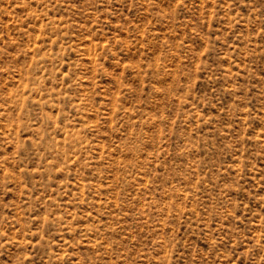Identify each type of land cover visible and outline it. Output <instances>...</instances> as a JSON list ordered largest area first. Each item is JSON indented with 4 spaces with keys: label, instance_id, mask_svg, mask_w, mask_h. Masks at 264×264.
Returning a JSON list of instances; mask_svg holds the SVG:
<instances>
[{
    "label": "rangeland",
    "instance_id": "rangeland-1",
    "mask_svg": "<svg viewBox=\"0 0 264 264\" xmlns=\"http://www.w3.org/2000/svg\"><path fill=\"white\" fill-rule=\"evenodd\" d=\"M0 264H264V0H0Z\"/></svg>",
    "mask_w": 264,
    "mask_h": 264
}]
</instances>
